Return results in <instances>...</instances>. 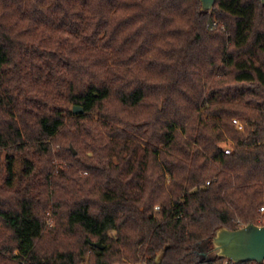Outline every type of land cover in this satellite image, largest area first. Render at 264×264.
Wrapping results in <instances>:
<instances>
[{"label": "trees", "instance_id": "1", "mask_svg": "<svg viewBox=\"0 0 264 264\" xmlns=\"http://www.w3.org/2000/svg\"><path fill=\"white\" fill-rule=\"evenodd\" d=\"M201 8L0 0V264H237L212 239L264 225V4Z\"/></svg>", "mask_w": 264, "mask_h": 264}, {"label": "water", "instance_id": "2", "mask_svg": "<svg viewBox=\"0 0 264 264\" xmlns=\"http://www.w3.org/2000/svg\"><path fill=\"white\" fill-rule=\"evenodd\" d=\"M202 11L213 10L216 0H200ZM264 4V0H262ZM74 113H84V108L74 106ZM76 154V151H74ZM213 251L221 258H226L234 263L257 262L264 263V225L250 223L240 229L231 230L226 227L218 229L213 236ZM94 246L103 250L101 242Z\"/></svg>", "mask_w": 264, "mask_h": 264}, {"label": "built area", "instance_id": "3", "mask_svg": "<svg viewBox=\"0 0 264 264\" xmlns=\"http://www.w3.org/2000/svg\"><path fill=\"white\" fill-rule=\"evenodd\" d=\"M234 123L238 126L239 129L243 130L244 127H243V124L239 121V120H234ZM226 153L230 154L231 153V150L230 149H226ZM210 183V182H209ZM208 183V184H209ZM158 209V208H157ZM262 212H264V207L261 208Z\"/></svg>", "mask_w": 264, "mask_h": 264}, {"label": "rangeland", "instance_id": "4", "mask_svg": "<svg viewBox=\"0 0 264 264\" xmlns=\"http://www.w3.org/2000/svg\"><path fill=\"white\" fill-rule=\"evenodd\" d=\"M260 213H261V217H260V223H262V222H264V212H262V210H260ZM48 222V224H52L53 223V221L52 220H48L47 221Z\"/></svg>", "mask_w": 264, "mask_h": 264}]
</instances>
